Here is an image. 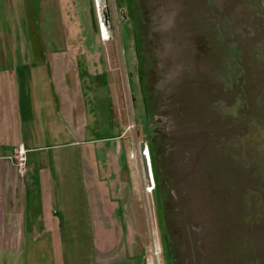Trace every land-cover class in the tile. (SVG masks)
<instances>
[{"label":"rangeland","instance_id":"obj_1","mask_svg":"<svg viewBox=\"0 0 264 264\" xmlns=\"http://www.w3.org/2000/svg\"><path fill=\"white\" fill-rule=\"evenodd\" d=\"M109 7L105 39L96 0H0V142L45 145L29 157L45 158L62 264H264V0ZM63 68L86 108L82 135L129 166L114 230L93 229L102 213L79 176L85 144H64L72 136L54 101ZM152 128L165 144L166 239L139 154ZM50 240L37 249L42 264H54Z\"/></svg>","mask_w":264,"mask_h":264},{"label":"crops","instance_id":"obj_2","mask_svg":"<svg viewBox=\"0 0 264 264\" xmlns=\"http://www.w3.org/2000/svg\"><path fill=\"white\" fill-rule=\"evenodd\" d=\"M65 78L66 70L63 68L55 81L54 101L58 113L60 116L62 114L65 126L70 129L69 133L72 137L76 134L77 138L71 137L64 144H85L82 148L83 157L79 158L81 171L79 176L89 198L88 206L91 212L102 213L99 225L96 217H93V229L99 226L114 230L119 224L116 216L125 211L126 200L132 186L129 166L127 162L117 158L114 163L106 162L108 160L104 157L106 148H102L101 143L93 148L91 144L94 142L86 140L84 134L82 135V127L86 124V108L81 105V96L76 84L71 82L68 85ZM120 137L123 138L121 132L113 136V140ZM108 141L105 139L103 142ZM12 145L13 143L0 142V264L45 263V252H37L38 248L45 251V234L50 237L54 246L55 254L52 259L54 264H62L64 244L59 220L50 204L54 192L50 188L49 172L42 167L45 165L43 164L45 158L42 154H37L35 160L31 161L29 157V153L44 150L45 145H35L31 139L23 137L17 141L16 146L25 149L29 164L25 177H19L17 173L10 171L13 167V148H17L14 146L11 151ZM99 155L103 157L98 159ZM6 168L9 170L8 173ZM109 180L114 183L112 186ZM119 207L124 209L120 211Z\"/></svg>","mask_w":264,"mask_h":264},{"label":"trees","instance_id":"obj_3","mask_svg":"<svg viewBox=\"0 0 264 264\" xmlns=\"http://www.w3.org/2000/svg\"><path fill=\"white\" fill-rule=\"evenodd\" d=\"M150 103V99H149ZM151 106V104H149ZM154 111V110H153ZM149 108L147 110V115L151 119L156 115L155 111L153 112ZM163 136L159 129H150L147 134L146 139V145H147V151L149 154V162L151 165V172L153 177V192L155 196V203H156V209L158 212L160 225L163 228V236L166 239V228H165V222H166V204L168 201V193L164 190L163 185V147L165 144H163ZM165 244H166V240ZM167 246V244H166ZM170 250L168 249V252Z\"/></svg>","mask_w":264,"mask_h":264},{"label":"water","instance_id":"obj_4","mask_svg":"<svg viewBox=\"0 0 264 264\" xmlns=\"http://www.w3.org/2000/svg\"><path fill=\"white\" fill-rule=\"evenodd\" d=\"M96 2L97 4L99 3V7L97 8L98 19L100 18L99 26L102 23L104 27H106L110 32H112V18H111V10L109 7V0H96ZM147 153H146V141H141L139 143V154L142 165V171L146 184L151 185V183L153 182L152 172H151V165Z\"/></svg>","mask_w":264,"mask_h":264},{"label":"built area","instance_id":"obj_5","mask_svg":"<svg viewBox=\"0 0 264 264\" xmlns=\"http://www.w3.org/2000/svg\"><path fill=\"white\" fill-rule=\"evenodd\" d=\"M146 149H147V145H146ZM13 158H14V163L17 168V172L19 173V175L25 176L28 171L25 149L21 147H17L16 149H14ZM147 186L149 188V185ZM152 189H150V191Z\"/></svg>","mask_w":264,"mask_h":264},{"label":"bare ground","instance_id":"obj_6","mask_svg":"<svg viewBox=\"0 0 264 264\" xmlns=\"http://www.w3.org/2000/svg\"><path fill=\"white\" fill-rule=\"evenodd\" d=\"M98 7H99V3L97 4V8ZM99 20H100V18H99ZM101 28H102V32H104L103 33L105 36L104 38L106 39V37H108V35H109L108 29L106 27H104L102 23H101Z\"/></svg>","mask_w":264,"mask_h":264},{"label":"flooded vegetation","instance_id":"obj_7","mask_svg":"<svg viewBox=\"0 0 264 264\" xmlns=\"http://www.w3.org/2000/svg\"><path fill=\"white\" fill-rule=\"evenodd\" d=\"M100 31H101V33L103 34L104 32H102V28H101V25H100ZM104 35V34H103ZM105 37V36H104Z\"/></svg>","mask_w":264,"mask_h":264}]
</instances>
